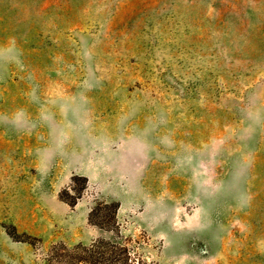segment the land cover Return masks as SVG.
Returning a JSON list of instances; mask_svg holds the SVG:
<instances>
[{"label":"rangeland","instance_id":"374dc122","mask_svg":"<svg viewBox=\"0 0 264 264\" xmlns=\"http://www.w3.org/2000/svg\"><path fill=\"white\" fill-rule=\"evenodd\" d=\"M98 237L264 264V0H0V264Z\"/></svg>","mask_w":264,"mask_h":264},{"label":"trees","instance_id":"16d2710c","mask_svg":"<svg viewBox=\"0 0 264 264\" xmlns=\"http://www.w3.org/2000/svg\"><path fill=\"white\" fill-rule=\"evenodd\" d=\"M97 206L91 208L88 221L106 230H115L114 209L106 223L99 219ZM46 264H137V260L130 254L128 247L121 243L95 238L87 244L76 243L68 247L63 242L52 244L45 257Z\"/></svg>","mask_w":264,"mask_h":264}]
</instances>
